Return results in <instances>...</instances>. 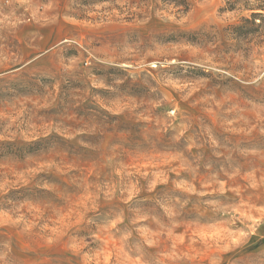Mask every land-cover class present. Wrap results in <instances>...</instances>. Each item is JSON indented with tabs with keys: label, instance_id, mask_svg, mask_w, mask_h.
<instances>
[{
	"label": "rangeland",
	"instance_id": "374dc122",
	"mask_svg": "<svg viewBox=\"0 0 264 264\" xmlns=\"http://www.w3.org/2000/svg\"><path fill=\"white\" fill-rule=\"evenodd\" d=\"M187 2L0 0V264H264V0Z\"/></svg>",
	"mask_w": 264,
	"mask_h": 264
},
{
	"label": "trees",
	"instance_id": "16d2710c",
	"mask_svg": "<svg viewBox=\"0 0 264 264\" xmlns=\"http://www.w3.org/2000/svg\"><path fill=\"white\" fill-rule=\"evenodd\" d=\"M163 1L164 2L173 3L178 8H184V11H187L188 8H189V5H188L187 0H163ZM234 6H235V3L234 2H231V1L228 2V8L233 9ZM263 20H264V16H263ZM30 148H32V149H30L31 151L38 150L35 145H33V147H30ZM31 151H28V152H31ZM21 152H22L21 149H17L16 154H21Z\"/></svg>",
	"mask_w": 264,
	"mask_h": 264
}]
</instances>
